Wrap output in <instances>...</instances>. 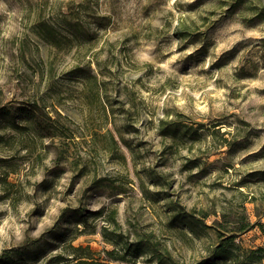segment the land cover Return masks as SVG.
<instances>
[{"label": "rangeland", "instance_id": "374dc122", "mask_svg": "<svg viewBox=\"0 0 264 264\" xmlns=\"http://www.w3.org/2000/svg\"><path fill=\"white\" fill-rule=\"evenodd\" d=\"M263 9L0 0V264H118L103 232L171 264L263 246Z\"/></svg>", "mask_w": 264, "mask_h": 264}, {"label": "trees", "instance_id": "16d2710c", "mask_svg": "<svg viewBox=\"0 0 264 264\" xmlns=\"http://www.w3.org/2000/svg\"><path fill=\"white\" fill-rule=\"evenodd\" d=\"M264 10V9H263ZM260 11V15H264V11ZM263 13V14H261ZM48 33L46 26L43 27ZM264 174V171H262ZM186 218V217H185ZM78 224L84 221V218H77ZM254 223L249 221L243 222L235 232H243L250 229ZM261 225V224H260ZM104 237L109 242L119 245V250L122 253L119 254L118 250H106L109 260L117 262L118 264H124V262L129 261L131 258H138L140 256H147L145 260L148 263L154 264H171L164 260V256L158 252V249L153 246L148 240L143 238H138L131 242H126L122 239L121 234L118 233L116 236L119 238H114L113 236H107L106 232H103ZM235 234H219L218 242L211 248L210 256L212 259H219L228 262L229 264H262L264 262V245L256 246L254 248L242 249L237 246L234 242ZM72 247V246H70ZM73 252L71 253L75 264H95L97 262L90 260L92 258V251L87 247L85 252H79L80 247H72ZM171 260L170 256H168ZM172 261V260H171ZM204 260L203 263H206ZM101 264H109L106 262H101Z\"/></svg>", "mask_w": 264, "mask_h": 264}]
</instances>
